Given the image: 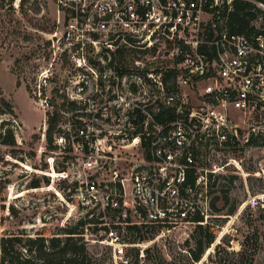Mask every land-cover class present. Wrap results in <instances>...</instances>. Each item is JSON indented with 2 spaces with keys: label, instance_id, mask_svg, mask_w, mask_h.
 Wrapping results in <instances>:
<instances>
[{
  "label": "built area",
  "instance_id": "2783aa9c",
  "mask_svg": "<svg viewBox=\"0 0 264 264\" xmlns=\"http://www.w3.org/2000/svg\"><path fill=\"white\" fill-rule=\"evenodd\" d=\"M234 1L55 0L28 79L39 152L62 158L80 235L115 264L188 241L221 180L264 173L246 168L264 157V0H249L246 33L231 30ZM25 132L0 109V191L2 150Z\"/></svg>",
  "mask_w": 264,
  "mask_h": 264
},
{
  "label": "rangeland",
  "instance_id": "374dc122",
  "mask_svg": "<svg viewBox=\"0 0 264 264\" xmlns=\"http://www.w3.org/2000/svg\"><path fill=\"white\" fill-rule=\"evenodd\" d=\"M55 9V0H0V109L7 104L16 107L26 126L23 144L16 142L2 150L9 168L0 191V245L2 237L18 236L21 240L15 243V250L22 254L27 253L28 237H37L44 228L47 235L55 234L66 221L78 218L73 200L62 188L66 185L61 178L67 170L64 161L58 155L39 152L41 143L35 131L44 114L35 107L28 91L43 32L53 26ZM261 164L264 157L248 161L246 168L255 171ZM235 177L224 178L212 192L221 211L211 218L216 239L200 261L190 259L189 250L196 246L193 236L199 234L193 227L187 230L192 237L189 242L157 243L151 258L141 254L143 258L138 261L135 251L130 264H229L231 260L236 264H264V173ZM35 179H41L38 186L32 185ZM224 191L229 193L227 201ZM233 205L236 212L227 214ZM217 244L228 251L226 261L213 256ZM89 253L95 264H115L104 245H91Z\"/></svg>",
  "mask_w": 264,
  "mask_h": 264
},
{
  "label": "trees",
  "instance_id": "16d2710c",
  "mask_svg": "<svg viewBox=\"0 0 264 264\" xmlns=\"http://www.w3.org/2000/svg\"><path fill=\"white\" fill-rule=\"evenodd\" d=\"M254 5L249 0H235L233 9L229 13V23L231 30L236 33H246L250 25V20L256 15L253 12ZM8 105V108L11 106ZM53 129L54 122H51V127L48 131L47 140L50 147H53ZM7 142L10 145H15V138L9 136ZM231 176V180L235 179L234 175ZM227 176V177H229ZM41 179H35L32 183L33 186H38ZM43 181H48L47 177H43ZM64 192L68 187L64 185ZM228 191H224V199L229 200ZM212 208L214 212H220L221 208L216 206L215 200L212 202ZM236 212V206L233 205L227 214H234ZM85 222L81 219H75V221H66L59 232L55 234H48L46 228L39 233L37 237H28L26 242L27 253L22 254L15 250V243L20 239L18 236L2 237L0 245V264H95L93 257L89 253V249L84 242L83 237L80 235L83 232ZM199 234L194 235L195 248L189 250L190 259L193 262H198L203 257L205 250L209 248L216 239V234L212 230V226L206 227L199 226ZM189 242V241H187ZM225 253L228 251L220 244L215 247L214 257L217 260L226 261ZM152 254L147 251V258H151ZM212 258V257H211ZM139 258L136 259L138 261ZM252 260V259H251ZM237 261H229V264H236ZM137 264V263H136ZM173 264V263H170Z\"/></svg>",
  "mask_w": 264,
  "mask_h": 264
},
{
  "label": "crops",
  "instance_id": "0c3cea01",
  "mask_svg": "<svg viewBox=\"0 0 264 264\" xmlns=\"http://www.w3.org/2000/svg\"><path fill=\"white\" fill-rule=\"evenodd\" d=\"M15 109L17 110V108L15 107ZM18 111V110H17Z\"/></svg>",
  "mask_w": 264,
  "mask_h": 264
}]
</instances>
